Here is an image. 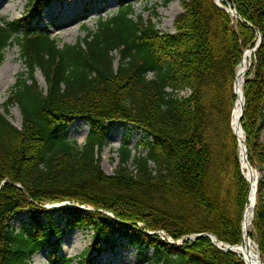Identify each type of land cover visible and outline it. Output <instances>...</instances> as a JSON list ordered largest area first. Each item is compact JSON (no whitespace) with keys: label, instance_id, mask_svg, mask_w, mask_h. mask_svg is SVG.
Here are the masks:
<instances>
[{"label":"trees","instance_id":"1","mask_svg":"<svg viewBox=\"0 0 264 264\" xmlns=\"http://www.w3.org/2000/svg\"><path fill=\"white\" fill-rule=\"evenodd\" d=\"M53 1L27 0L12 22L0 16V63L6 49L16 46L28 76L4 105L6 111L17 106L21 127L0 113V264H31L43 250L46 264H93L118 240L139 250L138 264H244L206 235L242 244L250 185L231 130L233 87L243 52L254 49L259 37L244 77L240 125L249 165L259 171L264 166V0H227L223 6L239 19L215 0H183L174 34L160 32L120 0L116 12L99 18L93 30L85 28L74 45L31 27ZM75 120L89 125L82 145L65 135ZM114 123L141 130L145 141L139 147L146 153H133L124 138L107 176L101 154ZM263 189L261 176L251 223L255 236L248 237L264 262ZM64 202L92 210L44 207ZM19 214L29 223L17 229L11 222ZM74 229L92 233L90 246L76 258L62 257L63 231ZM160 231L173 244L149 235Z\"/></svg>","mask_w":264,"mask_h":264},{"label":"rangeland","instance_id":"2","mask_svg":"<svg viewBox=\"0 0 264 264\" xmlns=\"http://www.w3.org/2000/svg\"><path fill=\"white\" fill-rule=\"evenodd\" d=\"M119 1L120 0H54L51 4L41 10L40 17L34 19L31 27L36 29H48L51 36L57 39L61 45H74L77 41L84 38L85 28L93 30L95 23L99 18H105L116 12L119 7ZM123 1L127 4L133 5L135 16H141L144 20L152 19L157 30L162 33L174 34V20L177 16L182 14L181 6L183 0ZM223 2L225 3L227 0H223ZM27 4V0H0V16L8 22L18 20L21 18ZM65 9L69 10L71 14L66 13ZM154 11L156 12V16L153 13ZM231 18L235 19V17L232 16ZM246 51H244L243 54ZM252 63L253 58L251 56L250 66ZM27 77L24 64L20 59L18 48L12 46L6 49L3 61L0 63V113L4 114L7 120L18 129L21 127L22 123L19 109L17 106H10L8 111H6L4 105L8 99L9 93L15 87L19 79H26ZM35 77L40 89L44 90L45 83L41 74L37 72ZM187 95V92L180 93V96ZM259 130V142L264 144V124L259 127ZM88 132L89 126L80 120H76L67 127L65 135L68 140L76 141L78 145H82ZM124 138L128 140L133 153H139L142 155L146 153L142 147H139V145L145 141V135L141 130L122 123H114L110 125L108 130L109 144L102 151L100 163L103 173L107 176H111L117 166L116 152ZM240 169L242 176H244L241 164ZM254 171L258 173L256 183L258 185L260 177H264V166H262L260 171L256 169H254ZM262 201L264 204V189L262 191ZM54 218L61 223L59 215L56 214ZM23 223L28 224L29 220L25 214H19L14 217L11 226L19 229ZM61 225L63 224L61 223ZM249 232H252L255 236L252 226L248 229V233ZM152 234L158 235L162 240H166L173 244V241L168 238L163 231L149 233V235ZM91 236L92 233L83 229L64 230L59 248L60 256L66 258H76L80 256L90 246ZM186 241L194 242L195 240H193L192 237L183 238L181 241L177 242V245L180 246ZM251 242L254 251L257 253L256 243L253 240H251ZM144 251L145 255L151 257V250L145 249ZM237 257L239 256L237 255ZM239 258L242 260L241 257ZM140 259L139 250L137 248L130 246L125 240H118L113 247H104L103 252L94 257L93 264H138ZM47 261V250H43L32 257L31 264H46Z\"/></svg>","mask_w":264,"mask_h":264},{"label":"bare ground","instance_id":"3","mask_svg":"<svg viewBox=\"0 0 264 264\" xmlns=\"http://www.w3.org/2000/svg\"><path fill=\"white\" fill-rule=\"evenodd\" d=\"M216 1L220 6H223L224 3L223 0H216ZM226 10H228L229 14L232 17H234V12L232 11V9L227 8ZM65 12L71 14L70 11L67 9H65ZM251 56L252 53L246 51L243 54L241 62L236 69L235 82H234V93L236 96V101L231 113V127L238 136L240 142L239 150H240V158H241L240 161L242 165V172L244 174L245 179L250 183V192L248 195V200L242 219V234H243L242 244L237 245V247H234L233 251L235 252L236 255L242 258L245 264H261L262 261L259 255H257V253L254 251L253 244L251 242H248L247 240L248 229L250 228L253 220L254 205L256 203V187H257L256 183L258 179V173L254 171V169H252L249 165L246 164V160L244 159V149H243L245 136L243 134L242 129L239 127L241 108H242V103L244 101L243 82H244V77L250 68ZM217 246L219 248H225L220 244H218Z\"/></svg>","mask_w":264,"mask_h":264},{"label":"water","instance_id":"4","mask_svg":"<svg viewBox=\"0 0 264 264\" xmlns=\"http://www.w3.org/2000/svg\"><path fill=\"white\" fill-rule=\"evenodd\" d=\"M215 3H216V5H217L218 7H220L221 9H223L224 11H226L227 13H229L228 10H226L225 8H223L222 6H220L216 1H215ZM232 11L234 12V17L237 18V19H239V17H238V15L236 14L235 10L233 9ZM230 13H231V12H230ZM260 43H261V37H259L258 42H257L255 48L251 51L252 53L256 52V50H257V48L259 47ZM243 98H244V96H243ZM243 108H244V101H243V103H242L240 120H241L242 115H243ZM239 127L241 128L240 123H239ZM231 130H232L233 135H234L235 137H237L238 144H239V143H240V142H239V138H238V136L236 135V133L234 132V130H233L232 127H231ZM239 147H240V146H239ZM243 149H244V159L246 160V164L249 165L248 162H247V159H246V147H245V145L243 146ZM240 160H241V158H240ZM240 164H241V161H240ZM241 167H242V165H241ZM243 177H244V176H243ZM244 179H245V177H244ZM245 180H246V179H245ZM246 181H247V180H246ZM247 182H248V181H247ZM51 207H60V208H68V209L78 208V209H80V210H84V207H79V206H76V205H71V204H69V203H67V202H66V203L64 202V203H62V204H59V205H57V206H48V207H46V208H51ZM87 210H91V209H87ZM106 215H108V216H110L111 218H113V216H112L111 214H109V213H106ZM117 222H119V221H117ZM206 236H207L212 242H213V241H216V239H215L213 236H210V235H206ZM199 237H201V235L193 236V240H196V239L199 238ZM247 240H248V242H250L249 237H247ZM221 245H223V244H221ZM224 247H225V248H223V249H221V248H219V247H217V248H218L220 251H222V252H232V253L235 254V252L233 251V249H234V247H237V246L224 245ZM257 255H258V254H257ZM261 264H263V263H261Z\"/></svg>","mask_w":264,"mask_h":264}]
</instances>
